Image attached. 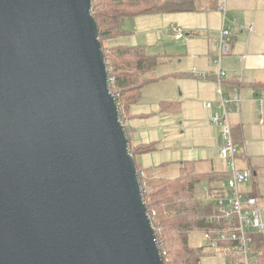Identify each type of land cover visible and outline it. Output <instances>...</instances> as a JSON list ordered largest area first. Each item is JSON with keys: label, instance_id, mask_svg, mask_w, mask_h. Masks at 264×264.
Masks as SVG:
<instances>
[{"label": "water", "instance_id": "obj_1", "mask_svg": "<svg viewBox=\"0 0 264 264\" xmlns=\"http://www.w3.org/2000/svg\"><path fill=\"white\" fill-rule=\"evenodd\" d=\"M91 0H0V264H164Z\"/></svg>", "mask_w": 264, "mask_h": 264}, {"label": "crops", "instance_id": "obj_2", "mask_svg": "<svg viewBox=\"0 0 264 264\" xmlns=\"http://www.w3.org/2000/svg\"><path fill=\"white\" fill-rule=\"evenodd\" d=\"M186 1L188 10L136 14L126 20L125 34L107 40L108 45L141 46L158 58L138 101L127 109L128 140L154 144L139 154L138 162L154 172L176 176L183 164L191 163L198 172L228 174L227 160L218 154L221 126L211 117L222 112L221 96L231 100L239 95L240 108L227 102L226 114L236 164L252 172L241 190L258 197L253 179L264 180V0H226L224 13L219 0ZM173 26L182 29L180 38L172 34ZM223 26L231 36L228 51L218 60L216 38ZM219 66L225 70L221 94L215 75Z\"/></svg>", "mask_w": 264, "mask_h": 264}, {"label": "trees", "instance_id": "obj_3", "mask_svg": "<svg viewBox=\"0 0 264 264\" xmlns=\"http://www.w3.org/2000/svg\"><path fill=\"white\" fill-rule=\"evenodd\" d=\"M91 9L104 51L109 87L115 96L120 120L124 122L128 107L138 100L158 58L149 56L141 46L108 45L107 40L125 34L126 20L136 14L184 11L190 6L186 0H91ZM125 131L128 132L126 128ZM128 145L134 159L155 147L153 143L132 145L128 142ZM136 168L164 264H198L201 247L189 244V234L206 228V218L214 211V203L205 197L222 193L228 174L198 172L191 163L183 164L176 176L154 172L138 162ZM248 194L255 196L256 192ZM252 236L255 254L260 257L257 248H264V234L254 232Z\"/></svg>", "mask_w": 264, "mask_h": 264}, {"label": "built area", "instance_id": "obj_4", "mask_svg": "<svg viewBox=\"0 0 264 264\" xmlns=\"http://www.w3.org/2000/svg\"><path fill=\"white\" fill-rule=\"evenodd\" d=\"M219 9L225 12L226 0H219ZM249 29L251 30L252 26ZM171 30L175 38L181 37L180 27L173 26ZM230 36V29L223 26L216 38L218 60L228 51ZM215 75L219 85L218 91L221 94L220 82L225 76V70L219 66ZM227 102L237 110L240 108L239 95H234L231 100L221 96L218 104L222 112L215 113L211 120L213 124L221 126L223 144L219 147L218 154L220 158L229 161L230 168L223 192L205 197L206 201L214 203V211L207 216V226L201 232L210 250L209 255L223 257L227 260V264H258L259 257L253 248L252 234L254 232L264 234V208L256 196L241 190V186L252 177V172L248 168H239L236 164L237 147L226 114ZM205 105L210 107L211 103L207 102Z\"/></svg>", "mask_w": 264, "mask_h": 264}, {"label": "rangeland", "instance_id": "obj_5", "mask_svg": "<svg viewBox=\"0 0 264 264\" xmlns=\"http://www.w3.org/2000/svg\"><path fill=\"white\" fill-rule=\"evenodd\" d=\"M142 89H141V91H142ZM125 121L122 122L123 125H124V127H125ZM127 137H128V133H127ZM128 142H129V140H128ZM240 150H241V148H240ZM158 158L161 159L162 156L159 154L158 155ZM151 159H152L153 163H155V161H156V155L154 153H152ZM135 160H136V162H140L142 160V156L136 155L135 156ZM223 160L226 162V159H223ZM227 162H226V165H227V170H228L230 167H229V161L228 160H227ZM240 167H244V166H240ZM251 179L252 178H250L248 180V183H246V185L251 182ZM253 180L254 181H257V184H258V187H259V191H260V195H258V197L257 196L256 197L260 201L261 206L264 208V180H259L258 178L253 179ZM263 221H264V211H263ZM189 244L192 245V246H195V247H201L202 255H201L200 261H199L200 264H227V260L225 258L209 255L210 254V250L206 246V242L203 239V235H202V232L201 231H194V232H191L189 234ZM257 251L260 253V257H259V261H258V264H260V262H262V261L264 262V258H263L264 248H262V249L257 248Z\"/></svg>", "mask_w": 264, "mask_h": 264}, {"label": "bare ground", "instance_id": "obj_6", "mask_svg": "<svg viewBox=\"0 0 264 264\" xmlns=\"http://www.w3.org/2000/svg\"><path fill=\"white\" fill-rule=\"evenodd\" d=\"M176 27H177V26H176ZM171 28H172V27H171ZM181 30H182V29H181ZM171 32H172V30H171ZM172 33H173V32H172ZM173 35H174V33H173ZM182 35H183V31H182ZM182 35H181V36H182ZM174 37H175V36H174ZM179 38H180V37H179Z\"/></svg>", "mask_w": 264, "mask_h": 264}]
</instances>
